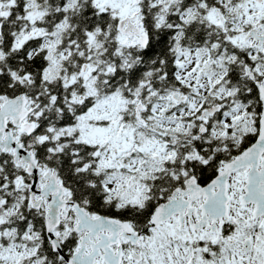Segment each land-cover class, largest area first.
<instances>
[{
	"label": "snow or ice",
	"instance_id": "6c2138e0",
	"mask_svg": "<svg viewBox=\"0 0 264 264\" xmlns=\"http://www.w3.org/2000/svg\"><path fill=\"white\" fill-rule=\"evenodd\" d=\"M0 264H264V0H0Z\"/></svg>",
	"mask_w": 264,
	"mask_h": 264
}]
</instances>
